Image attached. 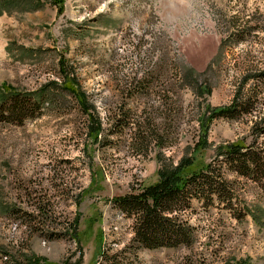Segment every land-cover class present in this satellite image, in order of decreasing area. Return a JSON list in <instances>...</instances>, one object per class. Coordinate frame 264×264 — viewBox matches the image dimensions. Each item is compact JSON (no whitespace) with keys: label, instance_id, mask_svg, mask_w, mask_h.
Returning a JSON list of instances; mask_svg holds the SVG:
<instances>
[{"label":"rangeland","instance_id":"obj_1","mask_svg":"<svg viewBox=\"0 0 264 264\" xmlns=\"http://www.w3.org/2000/svg\"><path fill=\"white\" fill-rule=\"evenodd\" d=\"M60 58L105 129L128 111L122 125L139 132L148 115L159 133L173 120L165 134L173 146L138 155L124 130L86 151L85 115L68 96L20 124L0 120V264H264V197L255 186L241 203L259 212L260 225L194 203L192 251L131 248L133 221L113 201L155 184L167 158L176 164L189 153L199 107L229 105L246 76L245 93L262 92L253 118L213 121L195 165L228 143H253L252 121L264 114V82L252 78L264 70V0H0V106L11 93L38 101L43 86L60 83ZM37 203L49 211L46 225L27 217ZM76 217L75 243L67 229Z\"/></svg>","mask_w":264,"mask_h":264},{"label":"trees","instance_id":"obj_2","mask_svg":"<svg viewBox=\"0 0 264 264\" xmlns=\"http://www.w3.org/2000/svg\"><path fill=\"white\" fill-rule=\"evenodd\" d=\"M224 46L223 43L222 47ZM59 64L60 83L50 81L43 86L36 93L38 101L18 93L8 94L1 101L0 120L20 124L29 118H35L40 108L57 104V97L68 96L78 108L76 109L85 115V136L88 142L84 147L86 151L96 145L99 146L104 138L109 136L105 133L121 139L126 137L127 130L128 147L138 155L145 156L150 145L157 149L173 146L167 143L165 136L175 129L173 120L162 133H159L160 130L152 124V118L148 115L151 124H146V132H139L138 128L136 131L130 127L131 124L122 125L129 118L128 111L125 112V117L119 118L115 113L114 118H107L108 129H105L90 103L89 95L82 89L75 75L67 70L65 59L60 58ZM187 76L191 79L190 74ZM252 78L259 83L264 82V70L258 71L257 76ZM249 80L250 77H244L229 105L216 108L203 106L202 109L199 107L197 140L189 146V153L183 155L176 164L167 158L171 165L160 172L159 180L155 184L143 187L137 193L113 200L116 208L133 221V237L129 242L131 248L159 250L184 247L192 251L197 242L196 231L190 225L187 216L193 212L194 203H199L205 208L217 204L222 211L228 212L237 221L248 216L256 225L261 224L259 212L241 202L249 185L255 186L258 194L264 197V143H258V138L264 137V114L259 122L252 121V130L257 133L251 145H247L244 139L228 143L217 149L210 163L204 167L195 165L196 153L209 146L208 135L213 121L224 119L240 122L247 117L253 118L256 112L253 103L262 92L259 93L257 90L254 93H245V86ZM144 82H147L146 79ZM52 86L56 88L55 93L50 92ZM195 86L196 95L202 97L204 95L202 86ZM90 151L93 152V149ZM239 180L244 183H240ZM33 206L32 212L27 215L30 223L41 221L46 225L47 219L50 218L46 205L37 203ZM78 224L79 218L76 217L67 229L75 243ZM26 263L32 264L29 261Z\"/></svg>","mask_w":264,"mask_h":264}]
</instances>
